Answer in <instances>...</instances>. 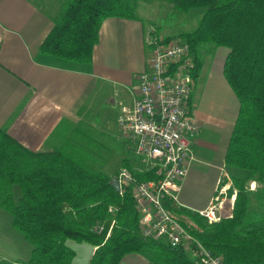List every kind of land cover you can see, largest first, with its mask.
Segmentation results:
<instances>
[{"label":"trees","instance_id":"16d2710c","mask_svg":"<svg viewBox=\"0 0 264 264\" xmlns=\"http://www.w3.org/2000/svg\"><path fill=\"white\" fill-rule=\"evenodd\" d=\"M147 1L66 0L40 53L89 64L102 21L135 19L139 3ZM166 2L178 13L203 11L193 32L176 36L194 55L193 81L201 69L200 46L227 49L223 74L239 109L224 160L254 178L246 182V191L243 181L232 180L237 194L231 214L217 223L208 225L193 212L176 211L203 229L196 237L224 264H264V0ZM132 173L139 182L157 179L155 170ZM249 182L261 183L262 189L250 190ZM14 188L19 189L17 200ZM0 209L31 246L25 264H71L75 252L68 241L96 248L88 264H122L130 255L148 264H198L163 242L143 240L132 189L116 193L111 178L95 172L86 152L76 145L31 152L0 130Z\"/></svg>","mask_w":264,"mask_h":264},{"label":"crops","instance_id":"0c3cea01","mask_svg":"<svg viewBox=\"0 0 264 264\" xmlns=\"http://www.w3.org/2000/svg\"><path fill=\"white\" fill-rule=\"evenodd\" d=\"M53 18L35 0H0V130L31 152L60 150L74 142L78 128L91 126L95 116L102 123L118 116L119 103L130 101L136 75L148 69L147 36L175 37L159 34L154 24L145 25L139 18L108 17L101 23L91 63L79 64L40 53ZM199 48L201 69L189 99L199 132L178 198L179 209L189 212L205 209L219 184L234 192L233 179H253L224 160L239 109L223 74L228 51L209 45ZM259 184L257 191L262 189ZM4 215L0 228L16 231L12 218L8 222ZM2 235L0 264L28 262L30 257L15 247L17 236L5 230ZM7 244L13 249L7 250ZM87 245L91 258L96 248ZM135 256L129 263H145ZM75 259L76 255L71 264Z\"/></svg>","mask_w":264,"mask_h":264},{"label":"built area","instance_id":"2783aa9c","mask_svg":"<svg viewBox=\"0 0 264 264\" xmlns=\"http://www.w3.org/2000/svg\"><path fill=\"white\" fill-rule=\"evenodd\" d=\"M146 42L148 69L136 75L129 103H119L116 122L119 137L129 140L135 156L145 161V170H155L157 179L139 182L123 167L111 182H118L119 194L124 187L132 189L143 240L163 242L198 264H224L196 237L203 229L176 211L180 207V182L193 159L192 145L199 132L189 105L194 89V55L182 39L166 41L150 33ZM228 189L224 185L219 195L224 196ZM223 204L222 199L213 197L205 209L193 213L211 225L223 218ZM102 230L99 227L97 233Z\"/></svg>","mask_w":264,"mask_h":264},{"label":"rangeland","instance_id":"374dc122","mask_svg":"<svg viewBox=\"0 0 264 264\" xmlns=\"http://www.w3.org/2000/svg\"><path fill=\"white\" fill-rule=\"evenodd\" d=\"M38 5L43 7L49 15L56 17L63 10L66 0H35ZM203 11L200 9L192 10L188 13L176 12L172 5L166 2V0H149L147 2L139 3L136 16L141 21L148 25L149 23L156 26V30L159 34L175 36L172 39H178L176 36L185 33L193 32L202 17ZM183 40V39H182ZM201 50V48H199ZM195 95V94H194ZM116 115L110 118L109 122L102 123L98 117H94L90 123L91 126L83 125L84 127L78 128L77 133L74 137L72 145L81 147L90 159V164L95 172H101L107 174L111 179L112 177L123 167L128 168L132 172H143L145 171V161L142 158L135 156L133 152V146L126 137H119V131L117 128ZM86 126V127H85ZM250 179V178H249ZM254 179V178H253ZM248 180H243L242 188L245 190V184ZM221 183L216 191L214 197L224 199L223 204V217L231 214V195L233 194L232 189L226 191L224 196L219 195V189L223 187ZM248 187L250 190H256L260 188L256 183L249 182ZM15 197L16 200L19 198V189L16 188ZM254 195V194H253ZM251 196L252 202L254 201ZM3 212V213H1ZM0 216H5L8 222L11 221L9 214L1 210ZM3 214V215H2ZM1 218V217H0ZM4 224L6 221L3 222ZM5 230L6 234H14L19 239L15 243L16 249L21 251L23 257H30L31 247L26 243L19 233L16 231H9L8 229L0 228V235ZM13 230V229H12ZM5 235V234H4ZM3 240H1L2 243ZM4 242V241H3ZM68 247L73 250L76 254V259L73 264H88L89 249L90 246L87 244H76L74 242H68ZM8 245V244H7ZM4 246V245H3ZM7 250L13 249L11 245L6 247ZM188 257L192 259L189 255ZM75 258V257H74ZM136 256L130 255L123 259L122 264H133L129 263V260H135ZM144 264H148L146 260H140ZM135 264V263H134Z\"/></svg>","mask_w":264,"mask_h":264},{"label":"water","instance_id":"95a60500","mask_svg":"<svg viewBox=\"0 0 264 264\" xmlns=\"http://www.w3.org/2000/svg\"><path fill=\"white\" fill-rule=\"evenodd\" d=\"M111 187L115 190L116 193H120V188L117 181L111 182Z\"/></svg>","mask_w":264,"mask_h":264}]
</instances>
